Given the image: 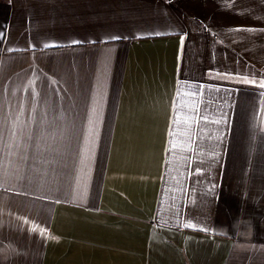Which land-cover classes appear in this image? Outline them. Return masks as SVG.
Listing matches in <instances>:
<instances>
[{"label":"crops","instance_id":"0c3cea01","mask_svg":"<svg viewBox=\"0 0 264 264\" xmlns=\"http://www.w3.org/2000/svg\"><path fill=\"white\" fill-rule=\"evenodd\" d=\"M0 264H264V0H0Z\"/></svg>","mask_w":264,"mask_h":264},{"label":"snow or ice","instance_id":"6c2138e0","mask_svg":"<svg viewBox=\"0 0 264 264\" xmlns=\"http://www.w3.org/2000/svg\"><path fill=\"white\" fill-rule=\"evenodd\" d=\"M113 40L119 39V37H112Z\"/></svg>","mask_w":264,"mask_h":264}]
</instances>
